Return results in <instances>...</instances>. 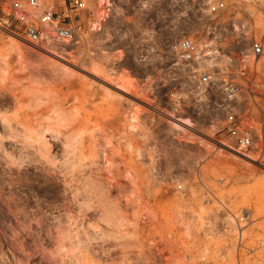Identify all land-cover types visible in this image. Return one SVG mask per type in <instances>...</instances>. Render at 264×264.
Listing matches in <instances>:
<instances>
[{"label":"rangeland","instance_id":"1","mask_svg":"<svg viewBox=\"0 0 264 264\" xmlns=\"http://www.w3.org/2000/svg\"><path fill=\"white\" fill-rule=\"evenodd\" d=\"M43 2L63 18L68 0ZM114 7L103 32L83 20L74 41L38 44L0 14V264H264V166L211 144L198 108L181 115L193 128L167 121L163 76L133 59L173 61L213 20L204 1ZM250 10L224 54L264 39V7Z\"/></svg>","mask_w":264,"mask_h":264},{"label":"built area","instance_id":"2","mask_svg":"<svg viewBox=\"0 0 264 264\" xmlns=\"http://www.w3.org/2000/svg\"><path fill=\"white\" fill-rule=\"evenodd\" d=\"M203 1L213 20L204 23L201 36L179 39L173 61L162 55L155 61L151 52L140 50L134 59L163 76L173 105V112L163 114L167 121L184 130L182 112L198 108L201 120L212 118L213 137L206 135L211 144L264 166V39H252L248 52L236 58L224 54L220 46L226 28L241 32L235 41H242L243 20L250 17L251 7H264V0ZM114 4L115 0H68L61 18L43 0H0V14L7 16L16 36L30 43L74 41L82 35L83 20L88 33L109 28L115 19ZM118 52L127 58L124 49ZM258 111L259 118L254 116Z\"/></svg>","mask_w":264,"mask_h":264},{"label":"bare ground","instance_id":"3","mask_svg":"<svg viewBox=\"0 0 264 264\" xmlns=\"http://www.w3.org/2000/svg\"><path fill=\"white\" fill-rule=\"evenodd\" d=\"M116 6V5H115ZM170 8V7H169ZM172 8H174L173 6H172ZM118 11V10H117ZM123 11V10H122ZM167 11V10H166ZM117 13V12H116ZM118 15H119V11H118ZM127 15V14H126ZM128 16V15H127ZM126 16V17H127ZM123 17V16H122ZM116 18V17H115ZM119 18V17H118ZM120 19V18H119ZM118 19V20H119ZM125 19V18H124ZM114 23V22H113ZM125 25V24H124ZM111 26V25H110ZM117 27V26H116ZM123 27V26H122ZM127 33V32H126ZM120 34V33H119ZM124 34H125V31H124ZM117 35H118V33H117ZM132 35V34H131ZM119 36V35H118ZM126 36V35H125ZM133 36V35H132ZM129 37V36H128ZM130 38V37H129ZM135 40V39H134ZM131 41V40H130ZM133 42V41H132ZM54 55H57L58 56V54L57 53H53ZM134 59V58H133ZM120 80H121V82H122V89L124 90V89H126V90H124V91H126V92H128L129 91V89H128V87H130V86H134V84H138V83H136V81L138 80L135 76H133V75H131V74H129V72H127L126 70H125V72H122V73H120ZM120 82V83H121ZM122 90V91H123ZM125 92V93H126ZM129 93V92H128ZM181 122H184L183 123V125H186V128H192V127H190V126H192V123H191V121L190 120H184V119H182L181 118ZM185 130V129H184ZM187 130V129H186ZM237 155V154H236Z\"/></svg>","mask_w":264,"mask_h":264}]
</instances>
